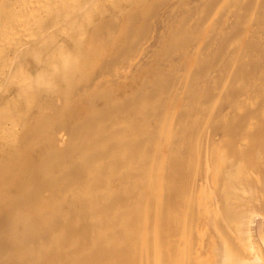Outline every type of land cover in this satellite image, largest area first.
Here are the masks:
<instances>
[{"label": "rangeland", "instance_id": "rangeland-1", "mask_svg": "<svg viewBox=\"0 0 264 264\" xmlns=\"http://www.w3.org/2000/svg\"><path fill=\"white\" fill-rule=\"evenodd\" d=\"M128 1H98L88 22L17 54L0 89L18 129L10 141L0 124V264H208L194 259L213 208L235 261L255 245L233 224L264 239V0ZM48 52L64 59L54 71ZM37 71L55 82L21 95L16 79Z\"/></svg>", "mask_w": 264, "mask_h": 264}, {"label": "bare ground", "instance_id": "bare-ground-1", "mask_svg": "<svg viewBox=\"0 0 264 264\" xmlns=\"http://www.w3.org/2000/svg\"><path fill=\"white\" fill-rule=\"evenodd\" d=\"M98 1H100L101 3H105V4H110L111 3V0H11L9 8H6V9L0 8V89L1 90H5V89L8 88L9 72L14 67V62H15V59L17 57V54L20 53V51H22V48L26 44H28L30 42L39 43L43 39H44L43 41H45V37H47L49 35V32L53 28H57L58 27L62 31H67L68 32V27L71 24L72 25L74 23H78V25L84 24L90 17L88 15L89 14V9L91 7H93V6L96 7V3ZM129 4L130 3H129L128 0H123L122 10L124 12L128 10ZM50 16H51V19L56 18L55 19L56 22H52L51 24L46 25L47 24V20L48 19L50 20ZM125 18H126V16L123 17V19H125ZM135 28H136V30L138 32H141V30L143 29V22H142V19L140 17H138L136 19ZM246 29H247V25H245V27H244V30H246ZM52 31H54V30H52ZM78 32H80V31H78ZM28 46H29V44H28ZM26 47L27 46H25V48ZM39 49H40V47H39ZM44 50H47V49H44ZM56 53H57V51H56ZM49 54L50 53L48 52V55ZM55 54L51 53L49 55V57L46 56L49 60L51 59V62L53 64L52 65L53 71L58 68V65H60L59 63L62 62V60L64 61L63 56L61 55V53L58 52V54H60V55L57 56V57H56L57 54L56 55ZM185 61H186V63L190 62L191 61V56L187 55ZM15 78H17V76ZM16 80L18 81V82H16V81L15 82L18 84V87H19L18 89H20V94L21 95L22 94H26L27 98H28V97H30L32 95V91L34 92L33 84H37L39 86L40 85L49 86V85H51V84H53L55 82V75H54V72H53V73H51L48 76H43L40 72H38L37 76L33 80L31 78V76H29L28 74H26L24 72V73L21 74L20 78L16 79ZM32 81H34V83ZM255 81H257V78L252 77V79L249 80V84L253 83ZM249 84L247 86H249ZM33 97H34V95L32 96V98ZM29 100L31 101V99H29ZM3 106H6V105H3ZM11 110L12 109H10V111ZM32 112H34V111H32ZM5 114H6V112H5ZM30 115H31V113H30ZM12 119L9 116H5L3 114L0 115V124H4L5 128H6V125L9 124L8 125L9 127L7 126L8 129L10 128V125L12 126L11 129H10L11 132L10 131L9 132L6 131L8 133L5 132L4 135H3V136L6 137L7 140H10V141H11V139H13V140L15 139L14 138L15 136L12 134V132L15 133V132H17L16 130H18L17 127L14 126V122H13ZM5 128H4V130H5ZM57 135L59 136V134H57ZM17 140H18V138H17ZM5 143H8V141H6ZM2 144H4V143H2ZM26 145H28V141H27ZM133 146L134 145H132V144L125 143L124 144V149H130V148H133ZM212 149H213V147L211 148V150ZM25 150H27V149H25ZM214 151L215 150L213 149V151H211V154ZM33 153H34L35 156H40V155L43 154V150H42V148H35ZM216 153L217 152L215 151L214 152L215 155L212 154V157L216 158L215 162L217 163L218 161H220V159L221 160L223 159L222 158L223 154L222 155L221 154H217L216 155ZM22 155H25V154H22ZM212 161H214L213 158H212ZM216 163L214 164V163L211 162L212 165L214 164L213 165L214 172H217V164ZM18 164H20V162ZM14 172H15V170H14ZM241 178L242 177L238 176V177L235 178V180H238V179H241ZM258 178H259V176H258ZM215 181H216V179H215ZM230 187H228L227 191L230 192V193H234L235 192V188H233V187L230 188ZM133 190H134V188L123 187V188H121L119 190V192H120V194L123 197H125V196H128L129 194H131V192ZM202 199L203 198L201 196L198 198V201H197L198 204L196 205V207L200 206V202L202 201ZM231 201H232V199H231ZM255 203H257V202H255ZM258 209H257L256 214L259 212ZM215 213H216V209L213 208L212 213L208 214V212H207V213L203 214V220H201L200 223H199L198 227L200 228V233L202 234V235H200L202 237V241L198 244V248L197 249H198L199 252H198V254L195 257L194 262L195 263L199 262L201 260V258H202V255L207 254L209 256L208 264H264V239L263 238L261 240L258 239L255 242L253 240H247V233H249L247 231V228H248L247 226L248 225L245 228L244 235H243L244 231L241 232L242 229H243L242 228L243 226L240 227V225L242 224V222L244 220L243 221L241 220L242 222H237V223L233 224V226H234V228L236 227L238 229V230L237 229L236 230L239 232V234H241L240 237H242V238L244 237L243 238L244 239L243 243H245V241H248V242H251V243H253L255 245V246L251 247L252 249H254L255 255L252 252L251 255H254V257L252 256L253 260L250 259L251 262H249L250 260L247 261V259L251 258V256L250 257L248 256V258H247V254H245V253L248 250L244 251L245 250V246H242L240 244L239 246H242V247L240 248L239 255H238V257H237V259L235 261L236 257L235 258L233 257V255H234L233 252H236V250L234 249V251L232 252L231 248H230V245H229L228 239H226L223 236H221L218 233V231H216V229L213 228V224L214 223H213L211 218L215 215ZM248 217H249V213H248ZM248 217H245V215H244V218L249 219ZM65 220H66L65 223L59 225L58 227H55V229H54V231H55L54 233L57 236H59V238H63L62 235L69 230V223L71 222V219H70V217H66ZM106 220H108V214L106 212H101V213H99V214H97L95 216H91V218H89V221H91V223H93L96 227H99V228ZM261 222H263V221H261ZM227 223H229V222H227ZM248 223L246 222L245 225L248 224ZM255 226H257V225H255ZM240 228H242V229L240 230ZM100 230L102 231V229L95 230V233L99 232ZM31 235H33V234H31ZM37 235L40 236L39 234H37ZM194 235H195V232H194ZM232 239H233V237H232ZM233 240H232V242H233ZM194 242L196 243V241H194ZM234 242H235V240H234ZM195 243H194V245H196ZM251 243H250V245H252ZM248 246H249V243H248ZM246 249H248V248H246ZM236 254H237V252H236ZM207 261H205V262H207ZM190 262L192 263L193 261H190ZM186 264H188V263H186Z\"/></svg>", "mask_w": 264, "mask_h": 264}]
</instances>
